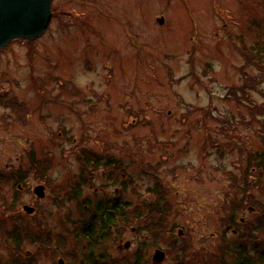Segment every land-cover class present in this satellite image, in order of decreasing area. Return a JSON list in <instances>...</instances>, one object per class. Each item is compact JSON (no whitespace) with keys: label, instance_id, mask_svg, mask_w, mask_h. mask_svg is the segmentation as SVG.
I'll use <instances>...</instances> for the list:
<instances>
[{"label":"rangeland","instance_id":"1","mask_svg":"<svg viewBox=\"0 0 264 264\" xmlns=\"http://www.w3.org/2000/svg\"><path fill=\"white\" fill-rule=\"evenodd\" d=\"M52 10L37 39L0 49V264H56L64 254L80 264L90 252L103 264H154L156 247L167 254L159 264H232L235 202V217L264 248V173L245 166L264 151V68L247 66L241 53L264 47V0H54ZM133 115L139 121L125 128ZM84 149L100 162L86 163L93 188L109 184L104 173L119 163L130 178L123 199L133 213L100 249L80 234L96 211L79 209L69 190ZM102 161L112 165L103 170ZM157 183L169 191L153 193ZM39 184H49L41 200L32 190ZM33 199L36 212L26 214L18 203ZM166 204L164 215L154 211ZM15 220L19 247L9 235Z\"/></svg>","mask_w":264,"mask_h":264},{"label":"water","instance_id":"2","mask_svg":"<svg viewBox=\"0 0 264 264\" xmlns=\"http://www.w3.org/2000/svg\"><path fill=\"white\" fill-rule=\"evenodd\" d=\"M53 0H0V49L8 42L17 38L32 39L42 34L47 28L51 16ZM36 192L43 196L42 187ZM31 213L34 208L25 206ZM165 257L161 251H156L154 261L160 262ZM59 264H64L60 260Z\"/></svg>","mask_w":264,"mask_h":264},{"label":"trees","instance_id":"3","mask_svg":"<svg viewBox=\"0 0 264 264\" xmlns=\"http://www.w3.org/2000/svg\"><path fill=\"white\" fill-rule=\"evenodd\" d=\"M84 153H86L87 158L82 161L84 163L83 167L86 171V166H87L86 163L87 161H90V156L92 153L88 149H84ZM77 194L78 195L82 194L80 189H78ZM108 209H113V208L111 207L106 208L105 212H103V214H101V216L98 217V220L97 218H94L90 223L84 224L81 229L83 238L91 246H97L106 237H108L111 233L112 227L115 224H117V220L119 216L118 213L107 211ZM113 211L115 210L113 209ZM122 216L125 221L129 220L130 215H128L127 213H123ZM15 222H17V226H15L16 228L14 230H11V232H9V235H10V239L14 242V244L17 247H19L20 245H22L23 234L20 229L18 220H15ZM262 224H264V222H262ZM38 226L42 228L40 224H38ZM38 240L40 241L41 239ZM40 242H43V244L46 243L44 240H41ZM252 245H254V249H255L254 253H249L250 246H247L243 241L235 244L232 249V251H234L232 254L235 259L232 262V264H264V248L259 243L256 244L254 240ZM185 249L186 248L184 247L183 250ZM86 255H87L86 260L82 264H102L101 263L102 255L96 256L93 252Z\"/></svg>","mask_w":264,"mask_h":264},{"label":"flooded vegetation","instance_id":"4","mask_svg":"<svg viewBox=\"0 0 264 264\" xmlns=\"http://www.w3.org/2000/svg\"><path fill=\"white\" fill-rule=\"evenodd\" d=\"M39 87H41L42 90H40V94L42 96H44V92L43 90L46 88V86H44V84H42V86L40 85ZM93 99H91L89 101V104L92 105L93 104ZM94 106V105H93ZM73 107V106H71ZM77 115L80 117V114L77 113ZM29 117V114H26V118ZM59 135H62V133L59 131L58 132ZM89 163H91L92 166L96 167L98 165L97 161H90ZM112 164L111 163H105L104 161H102L101 164V168H103V170H107ZM92 166H86L87 169L86 171H81V175L78 177L80 179V181H82V179L86 180V185H82V187H80V189H82V192L84 190V187L87 186L88 188L90 187V189H93V192L91 191V193H89V195H91V197H88V202L86 204H84V207L86 209L92 207L94 208V210L96 211V213L98 214H103V212H105L106 208H109L111 206V204L115 201H117V207H118V212L120 209V206L124 205V200L122 199V192H125V177H126V173L125 170L123 169V166L120 165V163L118 164V166L114 165V169L113 170H109L107 173H104L107 181L110 182L109 184H104L101 187H95L93 188V183H92V179H93V174L94 171H89V168H91ZM83 172V175H82ZM4 181H2V184L6 183L7 181L3 178ZM19 180V179H18ZM24 181V180H23ZM23 181L17 183V187L19 188L18 190L21 191L24 189L23 186ZM112 183H118L117 185H115L116 187L114 188L113 192L114 194H112L113 196L110 197L111 195H109L111 193V191L109 190V186H111ZM1 184V185H2ZM78 184V183H77ZM44 185V184H43ZM74 188L76 190L79 189V186H69V188ZM1 188H3V186H1ZM44 188L47 190L49 189V186L44 185ZM51 190V188H50ZM77 192H75V194L73 195V201L76 203L77 205ZM114 204V203H113Z\"/></svg>","mask_w":264,"mask_h":264}]
</instances>
